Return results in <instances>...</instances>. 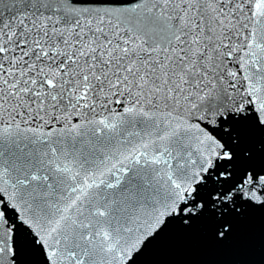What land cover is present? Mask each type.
I'll use <instances>...</instances> for the list:
<instances>
[{
  "label": "snow or ice",
  "instance_id": "snow-or-ice-1",
  "mask_svg": "<svg viewBox=\"0 0 264 264\" xmlns=\"http://www.w3.org/2000/svg\"><path fill=\"white\" fill-rule=\"evenodd\" d=\"M255 210L264 0H0V264H141Z\"/></svg>",
  "mask_w": 264,
  "mask_h": 264
},
{
  "label": "water",
  "instance_id": "water-1",
  "mask_svg": "<svg viewBox=\"0 0 264 264\" xmlns=\"http://www.w3.org/2000/svg\"><path fill=\"white\" fill-rule=\"evenodd\" d=\"M165 264H264V212L253 211L226 244L170 229Z\"/></svg>",
  "mask_w": 264,
  "mask_h": 264
}]
</instances>
